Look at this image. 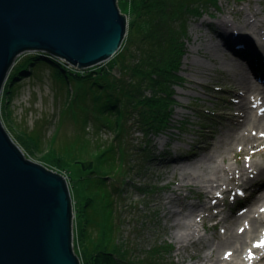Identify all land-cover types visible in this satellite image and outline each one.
Wrapping results in <instances>:
<instances>
[{
  "label": "rangeland",
  "instance_id": "rangeland-1",
  "mask_svg": "<svg viewBox=\"0 0 264 264\" xmlns=\"http://www.w3.org/2000/svg\"><path fill=\"white\" fill-rule=\"evenodd\" d=\"M215 4L200 16L192 18L188 24L186 53L179 72L182 80L173 89L176 104L172 110V126L158 136L144 135L129 120L124 124L121 137L116 140L115 132L101 127L93 119H85V104L88 105L89 101L83 104L73 99L66 82L61 81L55 69L49 65L36 64L32 67L30 77L15 81L17 85L7 99L0 94L1 125L24 157L49 170L69 174L74 242L76 220L78 231L80 227L82 231L85 229L84 234L90 241L96 240L97 245L110 240L107 229L111 230L112 226L117 246L125 248L127 252L122 254L127 261L124 264H201L197 257L205 256L208 251L198 247L221 235L224 230L220 221L222 217L244 210L243 205L233 208L232 196L219 200L215 206L220 214L218 218L208 221L205 227L197 218L191 242L198 243L194 245L190 242L185 250L180 251L179 244L175 242L174 229L171 228L172 222L163 216L164 208L170 206L166 204V198L173 199L175 204L170 210L182 218L184 216L180 215H187L188 210L178 206V201L187 207L202 204L212 206L205 199L199 200L194 195V188L192 191L179 190V171L171 169L178 166L174 162L192 158L195 151L203 153L204 144L201 142L210 131L217 132L216 137L223 126L230 124L227 116L219 110L233 99L223 83V78L232 74L227 71L229 62L239 64L249 74V69L247 71L242 61L234 58L227 48L221 46V50L218 49V52L226 54L227 59L215 51V42L218 43L219 39L213 29L225 18L223 12L232 8L254 11L258 14L257 19L260 18L259 22L264 20V0H216ZM117 5L121 14L127 17L129 0H117ZM260 12L263 14L260 15ZM244 32L250 36L249 32ZM26 55L29 53L19 55L15 63ZM262 63L258 59L250 61L258 77H264ZM249 78L263 88L250 74ZM246 108L253 113H261L264 106L248 104ZM32 146L36 148L32 149ZM108 148L116 151L115 157H120L121 161V170L114 174L111 173L113 167L107 168L106 163L99 159L104 154L103 159L111 158L104 152ZM100 149L104 151L100 152ZM121 151L124 156H121ZM81 161L94 163L92 171H85L76 163ZM235 161L238 162L234 154H227L224 165L234 168ZM241 161L247 162L248 159L242 158ZM245 197L240 193L238 200L241 202ZM258 210L260 212L254 211L253 215L257 217L260 214L264 218V207ZM216 211L205 210L200 215L211 219ZM250 246L261 247L262 242L253 239L244 256L253 255L248 254ZM262 253L263 249H260L257 255ZM74 254L82 264L77 249Z\"/></svg>",
  "mask_w": 264,
  "mask_h": 264
},
{
  "label": "water",
  "instance_id": "water-1",
  "mask_svg": "<svg viewBox=\"0 0 264 264\" xmlns=\"http://www.w3.org/2000/svg\"><path fill=\"white\" fill-rule=\"evenodd\" d=\"M126 28L117 0H0V94L19 55L91 68L112 58ZM72 219L64 178L26 159L0 122V264H80Z\"/></svg>",
  "mask_w": 264,
  "mask_h": 264
},
{
  "label": "trees",
  "instance_id": "trees-1",
  "mask_svg": "<svg viewBox=\"0 0 264 264\" xmlns=\"http://www.w3.org/2000/svg\"><path fill=\"white\" fill-rule=\"evenodd\" d=\"M215 3L216 0H129L123 42L105 64L77 70L45 55L29 54L10 69L1 95L7 99L17 85L15 81L28 77L36 64L49 65L66 82L73 99L83 104L89 101L90 105L85 104V119H93L115 132L116 140L129 120L144 135L158 136L172 126V110L176 104L173 89L182 80L179 72L186 53L188 24ZM104 152L111 158L103 159L106 155H100V161L107 168L113 167L111 173L120 171L121 161L115 157L116 151L108 148ZM121 156H124L122 151ZM76 163L89 172L94 167L91 161ZM75 227L73 249L78 250L82 264L127 262L122 257L126 249L117 246L112 226L111 230L107 229L110 240L99 245L96 240L90 241L84 234L85 229L82 231L80 227L78 231L77 220Z\"/></svg>",
  "mask_w": 264,
  "mask_h": 264
},
{
  "label": "bare ground",
  "instance_id": "bare-ground-1",
  "mask_svg": "<svg viewBox=\"0 0 264 264\" xmlns=\"http://www.w3.org/2000/svg\"><path fill=\"white\" fill-rule=\"evenodd\" d=\"M235 3L239 5L238 2L235 1ZM225 12L229 13L228 18L220 20V25L216 29L212 28L216 38L219 39L218 43L215 42L216 48L214 49L218 52L221 46L227 48L234 58L242 61L238 59L263 88H260L255 83L256 81L252 82L249 74L239 64L229 62L230 68L227 71L232 74L225 76L223 83L228 88L225 90L233 96V99L219 110L221 114L227 116L230 124L223 126L216 137L214 135L217 132L210 131L205 140L201 142L204 144L203 153L198 154L195 151L192 158L180 163L179 161L174 162L178 166L171 169V171H179L180 180L177 186L179 190L192 191L194 188V195L199 200H207V203H211L212 206L206 207L202 204L187 207L178 201V206L183 210H188L187 215H180L184 216L182 218L171 212L170 208L175 202L171 198H166V204L170 206L164 208L163 216L172 222L171 228L175 232V242L179 244L178 251L185 250L188 247L186 244L191 242L195 233L196 219L198 218L197 221L205 227L208 221L220 215L215 209L216 203L232 196L233 208L236 205H243L244 210L238 214L231 212V215L222 217L220 221L223 222V232L213 238L212 242L198 247L208 252L205 256L197 257V261L201 264H264V237L262 236L264 218L260 214L257 217L253 215L255 212H260L258 209L264 207V108L261 113H253L246 108L248 104L257 107L264 106V77H258L250 64V61L258 59L264 65V54L262 53L264 20L261 19L262 21L259 22L260 18L257 19V13L241 8ZM261 14L263 12H260ZM244 30L250 33L251 38ZM218 53L223 59H227L224 56L225 53ZM215 80L220 82L218 79ZM227 154H234L235 160H238V162L235 161L234 168L224 165ZM242 158L248 161L240 162ZM254 158L258 160H253ZM240 193L246 196L241 202L238 200ZM248 198H250L249 201H247ZM205 210L216 212L210 219L205 215H200ZM253 239L260 240L262 246H250L248 254L253 255L244 256L247 246ZM197 243L191 242L194 245ZM260 249H263V253L257 255Z\"/></svg>",
  "mask_w": 264,
  "mask_h": 264
},
{
  "label": "built area",
  "instance_id": "built-area-1",
  "mask_svg": "<svg viewBox=\"0 0 264 264\" xmlns=\"http://www.w3.org/2000/svg\"><path fill=\"white\" fill-rule=\"evenodd\" d=\"M68 67V66H67ZM69 68V67H68ZM70 68H72V69H76V68H74V67H70ZM49 170V169H48ZM53 173H57L56 171H54V170H51ZM57 174H59V175H61L63 178H64V180L66 181V184H67V186H68V189H69V177H68V174L66 173V172H61V173H57ZM70 193V192H69ZM70 198H71V196H70ZM71 205H73L72 204V199H71ZM72 228H73V219H72ZM73 245H74V238H73V233H72V248H73Z\"/></svg>",
  "mask_w": 264,
  "mask_h": 264
}]
</instances>
